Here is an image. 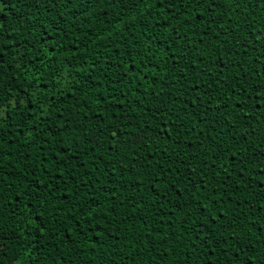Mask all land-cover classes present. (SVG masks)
<instances>
[{
  "label": "trees",
  "instance_id": "obj_1",
  "mask_svg": "<svg viewBox=\"0 0 264 264\" xmlns=\"http://www.w3.org/2000/svg\"><path fill=\"white\" fill-rule=\"evenodd\" d=\"M77 3L0 0V264H264V0Z\"/></svg>",
  "mask_w": 264,
  "mask_h": 264
},
{
  "label": "snow or ice",
  "instance_id": "obj_2",
  "mask_svg": "<svg viewBox=\"0 0 264 264\" xmlns=\"http://www.w3.org/2000/svg\"><path fill=\"white\" fill-rule=\"evenodd\" d=\"M34 2L38 3V0H34ZM99 2H100V0H78L77 7L82 9V12L78 13V14H83V12H87L88 9L95 8ZM120 2L121 3H133V4H136V3H143L144 0H120ZM215 2H216V0H211V3H215ZM64 3L65 4L72 3V0H64ZM158 3H159V5L161 7L164 6V0H158ZM187 3H188L189 7L192 9L193 12H195L196 9L201 7L202 5H208L209 7H211V3H209V0H187ZM2 22H3L2 18H0V23H2ZM58 30H59V28L54 29V31H58ZM3 51H4V49L2 48V46H0V62H2ZM13 51H16V54H17L18 57H20L21 59L23 58V53L22 52L17 51L16 49H13ZM171 59H173L175 61L176 60L175 55L171 56ZM129 69H132V70L135 71L136 70L135 69V65L134 64H129V67L125 69V75L129 71ZM193 88H194V90L198 91V89L196 88L195 85L193 86ZM30 99L31 98H29V100ZM13 100L16 103H19V101L15 100V97H13ZM27 102L28 101H25V103H27ZM32 111H34V109H32V108L28 109V112H32ZM4 118H7V111H5ZM27 118L28 117L26 116L25 119H27ZM43 127L48 129L46 135H50V136H53V137L57 136V132L52 131L50 126L45 124V125H43ZM27 129H28L29 133L32 134L33 140H35L36 135L38 133V130L41 129V124L38 123V122L29 123L27 125ZM18 131L20 132L21 135H23V132H24L23 128L19 129ZM60 131H63V129L61 128ZM139 131H140V142H146L150 137H153L154 135H156V129H152L150 127H145V128H143L142 130H139ZM117 135H118V133H114L112 135V140L113 141H115L117 139ZM92 151H95V148H93ZM72 155L75 156V153H73ZM65 158L66 157H61L60 158L61 162ZM76 158L79 159V157H76ZM147 167L150 168L151 165H147ZM42 170H44V169H42ZM97 171H99V169H97ZM171 171H172V168L170 166L167 169H164L162 164L159 165V170L157 171V177H163L165 179V184L163 185V187L168 192H170L172 189H175V187H176L175 186V182H173L171 184L167 183V177H166L165 173L166 172H171ZM177 172H179V169H177ZM121 175H123V174H121ZM139 179L140 178L137 176L136 180L133 181V184L136 185L137 187L139 186L138 185ZM187 179L191 180V177H187ZM125 187H128V185H125ZM200 187H203V185H200ZM150 188H156L157 189L156 192L154 193V198H158L159 196L165 194V193H161L159 191V179L158 178H154L152 184L150 185ZM184 191H187V189H184L182 191L181 190H177V194L182 197L183 194H184ZM110 194L111 193H109V195ZM206 198L209 200V203L207 205H202L205 208L206 211L210 210L212 203H218V202H220L223 199H227V197L218 195V194H216L214 192H208L207 195H206ZM197 199H199V197H197ZM167 202L169 204H171L172 200L169 199ZM111 211L114 213L115 212V207H113L111 209ZM89 212H90V210H89ZM222 212H223V209H221V212L215 213V215L213 216V219H212L211 222H214L217 219L223 221L224 217L222 216ZM36 215H39V214L37 213ZM210 215H211V213H210ZM198 219L199 218H197V219L192 221V225L195 227V230L197 232L203 231L205 229V226L206 225H210V223H211L207 218H205L203 223L198 224L197 223ZM90 222H91V220L89 219V223ZM37 223L39 225L41 222L37 221ZM161 223H163V221H161ZM91 226L93 228L96 227V225H91ZM196 238L199 239V236H197ZM210 239H211V233H208L207 234L208 242H210ZM6 246H7L6 238H0V249L5 248Z\"/></svg>",
  "mask_w": 264,
  "mask_h": 264
}]
</instances>
